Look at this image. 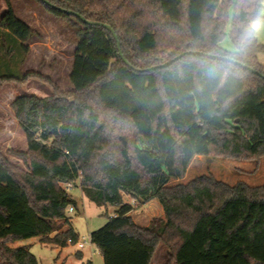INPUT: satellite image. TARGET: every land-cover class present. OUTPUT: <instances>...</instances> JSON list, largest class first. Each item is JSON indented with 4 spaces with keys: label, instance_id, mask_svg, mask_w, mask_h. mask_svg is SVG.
<instances>
[{
    "label": "trees",
    "instance_id": "obj_1",
    "mask_svg": "<svg viewBox=\"0 0 264 264\" xmlns=\"http://www.w3.org/2000/svg\"><path fill=\"white\" fill-rule=\"evenodd\" d=\"M69 22L77 44L63 92L40 74L0 76L3 84L45 81L52 95L19 97L12 104L27 138L14 153L27 170L0 151V264H39L27 247L40 238L65 248L79 242L67 219L77 202L67 186L79 182L89 202L114 209L90 234L103 264H151L160 244L167 264H264V185L230 186L213 176L173 185L197 157L264 158V52L252 27L264 21V0H45L86 21L109 25L113 35L35 0ZM0 31L26 44L37 34L5 0ZM229 37L235 48L221 47ZM200 52L233 62L181 54ZM237 63V64H236ZM131 202L156 200L164 219L134 223ZM70 228L60 232L59 222ZM87 264H92L91 262Z\"/></svg>",
    "mask_w": 264,
    "mask_h": 264
},
{
    "label": "rangeland",
    "instance_id": "obj_2",
    "mask_svg": "<svg viewBox=\"0 0 264 264\" xmlns=\"http://www.w3.org/2000/svg\"><path fill=\"white\" fill-rule=\"evenodd\" d=\"M16 16L25 22L36 34V38L26 44L29 52L24 55L21 43L0 31V76L22 77L26 73L40 74L56 84L63 92L71 91L69 74L75 57L77 44L76 31L69 22L50 15L35 0H11ZM6 12L5 0H0V20ZM229 22L227 37L221 47L234 52L235 48L229 37L234 7L228 11ZM256 39L264 47V21L252 25ZM264 64V52L258 56ZM52 89L43 80L31 79L25 85L14 83L3 84L0 80V151L13 165L27 170L28 165L14 153H25L28 149L26 135L15 118L12 104L19 97L35 95L45 98L52 95ZM201 176H213L230 186L243 182L248 186L264 185V158L241 161L224 157H195L188 168L187 175L182 180L173 181V185L186 184ZM68 193L77 202L74 213L67 214L71 226L79 234V242H86L81 250L77 245H68L64 249L55 245L43 244L40 238L19 241L12 247L26 246L36 257L39 264H100L102 256L91 244L90 234L102 228L108 219L113 217L114 209L100 208L89 202L82 195L79 182ZM125 202L131 203L134 210L130 214L135 224L146 228L155 219H164L163 207L156 200L145 205L131 202L125 197ZM80 251H79V250ZM78 252L84 255L77 257ZM168 249L160 244L154 254L151 264H167Z\"/></svg>",
    "mask_w": 264,
    "mask_h": 264
},
{
    "label": "water",
    "instance_id": "obj_3",
    "mask_svg": "<svg viewBox=\"0 0 264 264\" xmlns=\"http://www.w3.org/2000/svg\"><path fill=\"white\" fill-rule=\"evenodd\" d=\"M44 2L49 5L50 7H52L53 9H57L59 11H61L62 13H66V14H69V15H74L76 17H78L82 22L84 23H87L88 25H92V26H101L103 28H105L106 30H108L114 37V39L116 40V43H117V48H118V51L120 53V57L121 59L124 61V63L126 65H128V62L124 59L123 55H122V52H121V46H120V43L118 41V38L114 32V30L109 26V25H106V24H100V23H91V22H88L85 20V18H83L82 16H80L79 14H76L72 11H66L64 9H61V8H56L55 6H53L52 4H50L49 2L45 1ZM185 55H195V56H205L209 59H215V60H219V61H227V62H233L231 59H228V58H225V57H221V56H213V55H207V54H203V53H200V52H188V53H184V54H181L179 55L178 57L174 58L173 60L169 61L168 63H165L163 65H160V66H157V67H153L152 70H157V69H161V68H166L170 65H172L173 63H175L176 61L180 60L181 58H183ZM237 64V63H236ZM245 69H248L250 70L252 73L260 76L261 78L264 79V75H261L260 73L254 71L253 69H250L246 66H243Z\"/></svg>",
    "mask_w": 264,
    "mask_h": 264
},
{
    "label": "crops",
    "instance_id": "obj_4",
    "mask_svg": "<svg viewBox=\"0 0 264 264\" xmlns=\"http://www.w3.org/2000/svg\"><path fill=\"white\" fill-rule=\"evenodd\" d=\"M72 67V66H71ZM83 195V194H82ZM75 209V208H74ZM75 211V210H74ZM74 213V212H73ZM67 214H70V213H67ZM67 219H69L70 220V218L67 216ZM59 224L61 225V227H60V232H64V231H66V230H68L69 228H70V226L68 225V224H66V222L65 221H62V222H59ZM70 224H71V221H70ZM73 228V227H72ZM74 229V228H73ZM75 230V229H74ZM92 233V232H91ZM69 245V244H68ZM67 245V246H68ZM21 247V246H20ZM26 247V246H25ZM59 248H61V249H64V248H62V247H59ZM84 249V248H83ZM83 249H81V250H83ZM79 250V249H78ZM80 251V250H79ZM77 257H79V258H81V259H83V257H84V255L82 254V253H80V252H78V254H77ZM102 258V257H101ZM89 263V262H88ZM87 264V263H86ZM100 264H103V258H102V260H101V262H100Z\"/></svg>",
    "mask_w": 264,
    "mask_h": 264
},
{
    "label": "built area",
    "instance_id": "obj_5",
    "mask_svg": "<svg viewBox=\"0 0 264 264\" xmlns=\"http://www.w3.org/2000/svg\"><path fill=\"white\" fill-rule=\"evenodd\" d=\"M73 187V184H71V185H68L67 186V189L69 190V189H71ZM74 212V208H72V207H69L68 208V210H67V213H73ZM68 244L69 245H72L73 243H72V240H68ZM86 242H78L76 245L80 248V249H83V248H85V246H86Z\"/></svg>",
    "mask_w": 264,
    "mask_h": 264
}]
</instances>
